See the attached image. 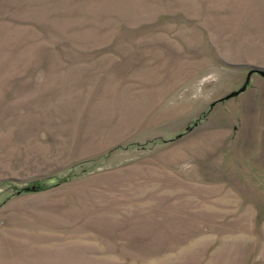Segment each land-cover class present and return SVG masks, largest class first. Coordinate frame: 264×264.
<instances>
[{
	"label": "rangeland",
	"instance_id": "rangeland-1",
	"mask_svg": "<svg viewBox=\"0 0 264 264\" xmlns=\"http://www.w3.org/2000/svg\"><path fill=\"white\" fill-rule=\"evenodd\" d=\"M252 66L264 0H0V207L32 185L62 199L28 207L17 248L0 210V264H264Z\"/></svg>",
	"mask_w": 264,
	"mask_h": 264
},
{
	"label": "crops",
	"instance_id": "crops-1",
	"mask_svg": "<svg viewBox=\"0 0 264 264\" xmlns=\"http://www.w3.org/2000/svg\"><path fill=\"white\" fill-rule=\"evenodd\" d=\"M54 69H56V68H54ZM54 69L51 71L52 73L60 71L62 73H66V74H73V72L76 71V70L71 69V68H64L61 70H54ZM85 70H88V69L85 68V69H82L81 71H85ZM59 76L61 77V75H59ZM34 112L35 113L38 112L36 108L33 110V113ZM47 113L48 112H46V114ZM26 119L27 118H25V120L23 121L21 118L20 123L24 124L25 126L27 125L28 128L31 129V132L32 131L37 132L36 129L37 128L39 129L40 123L38 126H36L37 122H31L30 124L29 123L26 124ZM40 120L41 119H39L38 121L40 122ZM44 123L46 124L45 121H44ZM26 129H27V127H24L22 129V131L23 130L25 131ZM85 178L88 179V178H90V176L87 175V176H84L82 178L76 179L74 183L78 185L80 182H82V180H85ZM9 180L11 182L14 181L17 184L22 183L21 180L20 181H17L16 179H9ZM41 189L42 190H40V191L30 192L27 194L26 193L24 194L23 192H20V191L19 192L16 191L14 194L10 195L4 201L2 206L0 207V210H2L3 224H4V226L6 225L4 228V231H5L4 239L7 243H12V244L15 243L14 248H17V247H15L17 245V243L19 244L18 247H20V245L23 244L22 241H20L21 239L18 238L21 236V235L19 236V234H21V231L18 228V226H21V220L24 218L23 215L27 214V212L31 211L29 209H33V210L35 209L36 210V211L34 210L33 212L30 213L31 216H29V217H31V218H32L33 213L35 214V216H38V217L44 218V215H45L48 218L50 216L52 218L54 216V214L57 212V211L55 212V210H57L58 202H60V200H62V199L58 198L59 197L58 195L56 196L55 194H51L49 192V190H45V187H42ZM79 191H80V188H79ZM51 192H53V191H51ZM48 197H50L48 199L49 201H46ZM51 197H52V199H51ZM54 198L56 200H54ZM84 199L85 200H83V201L80 200L79 202H76L75 205H73V206L67 205L66 203H65V205H63V208L66 206L69 207L68 211L63 210V212H62V215H64L62 217L66 219L68 224H70L72 226H73V224L74 225H82V226H86V224H87V226L89 225V223H90L89 219H88V221L85 222V218L87 217L86 213L91 208V205L89 203L90 199L86 200L85 196H84ZM64 202H66V201H64ZM48 206H50V207L48 208ZM28 207H29V209H28ZM80 217H81V219H80ZM75 219L76 220L78 219V221L74 222ZM28 222H29V220H28ZM38 234H40V233H38ZM26 244L29 245L30 243L26 242ZM24 246H26V245H24Z\"/></svg>",
	"mask_w": 264,
	"mask_h": 264
},
{
	"label": "water",
	"instance_id": "water-1",
	"mask_svg": "<svg viewBox=\"0 0 264 264\" xmlns=\"http://www.w3.org/2000/svg\"><path fill=\"white\" fill-rule=\"evenodd\" d=\"M252 73H257L259 74L260 76L264 77V68H259V67H255V66H252L251 68V71L249 73V76L252 74ZM245 88V87H244ZM243 88V89H244ZM238 92H235L233 95H237Z\"/></svg>",
	"mask_w": 264,
	"mask_h": 264
},
{
	"label": "trees",
	"instance_id": "trees-1",
	"mask_svg": "<svg viewBox=\"0 0 264 264\" xmlns=\"http://www.w3.org/2000/svg\"><path fill=\"white\" fill-rule=\"evenodd\" d=\"M24 190H26V191H37V190H39V187L36 185H32L31 187H27Z\"/></svg>",
	"mask_w": 264,
	"mask_h": 264
}]
</instances>
